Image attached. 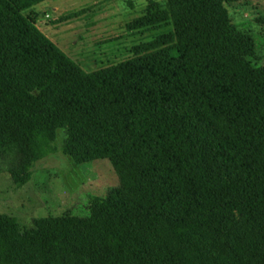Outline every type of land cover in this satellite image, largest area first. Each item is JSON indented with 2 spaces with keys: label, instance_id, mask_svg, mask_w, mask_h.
I'll use <instances>...</instances> for the list:
<instances>
[{
  "label": "trees",
  "instance_id": "obj_1",
  "mask_svg": "<svg viewBox=\"0 0 264 264\" xmlns=\"http://www.w3.org/2000/svg\"><path fill=\"white\" fill-rule=\"evenodd\" d=\"M0 0V174L134 126L108 160L119 184L86 217L0 214V264H264V65L226 7L165 0L138 27H169L119 63L84 73Z\"/></svg>",
  "mask_w": 264,
  "mask_h": 264
},
{
  "label": "rangeland",
  "instance_id": "obj_2",
  "mask_svg": "<svg viewBox=\"0 0 264 264\" xmlns=\"http://www.w3.org/2000/svg\"><path fill=\"white\" fill-rule=\"evenodd\" d=\"M165 0H47L23 12L84 73L119 63L134 46L169 27H138L135 21L164 11ZM232 24L250 33L264 65V0H241L226 7ZM134 126L119 128L65 151L57 131L54 151L33 164L30 179L18 187L0 174V214L30 229L32 220L65 215L86 217L88 207L119 184L108 158L131 147Z\"/></svg>",
  "mask_w": 264,
  "mask_h": 264
}]
</instances>
